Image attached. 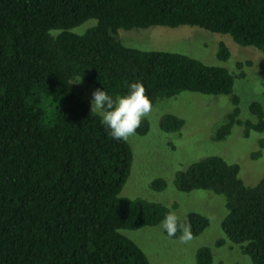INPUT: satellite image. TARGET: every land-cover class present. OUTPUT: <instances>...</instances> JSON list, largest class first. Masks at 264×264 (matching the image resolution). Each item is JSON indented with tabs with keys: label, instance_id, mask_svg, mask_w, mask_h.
<instances>
[{
	"label": "trees",
	"instance_id": "obj_1",
	"mask_svg": "<svg viewBox=\"0 0 264 264\" xmlns=\"http://www.w3.org/2000/svg\"><path fill=\"white\" fill-rule=\"evenodd\" d=\"M84 21L82 32L70 31ZM150 26L227 34L264 56V0H0V264H149L120 230L153 226L169 210L118 195L130 148L72 92L71 79L91 84V97L96 89L113 98L126 95L131 83L141 82L152 104L181 91L238 101L234 76L224 67L178 52L127 47L115 37L117 29ZM216 57H228L221 43ZM247 108L255 122L236 118L234 108L214 139H223L232 124L245 133L264 131L259 103ZM181 125L172 114L158 121L165 132ZM147 128L144 119L136 133ZM237 171L236 164L209 155L176 171L172 182L181 192L220 195L221 231L252 264H264V175L248 186ZM164 187L162 178L150 181L154 191ZM185 217L192 236L207 226L204 215ZM210 263L209 248H198L195 264Z\"/></svg>",
	"mask_w": 264,
	"mask_h": 264
},
{
	"label": "rangeland",
	"instance_id": "obj_2",
	"mask_svg": "<svg viewBox=\"0 0 264 264\" xmlns=\"http://www.w3.org/2000/svg\"><path fill=\"white\" fill-rule=\"evenodd\" d=\"M85 22L70 31L82 32ZM115 37L127 47L178 52L203 64L222 66L234 76L232 93L238 98L234 105L229 95L181 91L157 99L152 114L145 118L147 131L136 133L126 141L131 161L118 195L159 202L169 211H175L182 221L188 212L204 215L207 226L202 232L192 236L188 243L179 241L181 233L168 237L161 228V221L153 226L122 229L120 232L141 249L149 264H195V252L204 246L211 253L210 264H252L220 229L219 223L225 214L222 197L203 189L181 192L173 186L172 179L176 171L209 155L236 164L237 175L244 185L252 186L264 175V131L248 130L245 133L243 126L232 124L223 139H214L216 128L234 108L238 110L236 118L255 122V115L247 107L256 101L264 118V56L252 46L236 44L227 34L193 26L117 29ZM219 43L228 50V57L223 61L216 57ZM237 62L242 63L240 69ZM241 71L243 76L239 77ZM78 80L77 77L71 79V90L91 107L93 86ZM164 114L182 120L178 131L159 129L158 121ZM154 178L164 180V189L154 191L150 188V181ZM218 240L222 242L217 244Z\"/></svg>",
	"mask_w": 264,
	"mask_h": 264
},
{
	"label": "clouds",
	"instance_id": "obj_3",
	"mask_svg": "<svg viewBox=\"0 0 264 264\" xmlns=\"http://www.w3.org/2000/svg\"><path fill=\"white\" fill-rule=\"evenodd\" d=\"M128 87L126 95L115 98L104 90L96 89L92 92L90 101V112L98 113L108 134L120 141H127L135 136L142 121L153 112L152 101L146 95L143 84L133 82ZM161 228L170 238L176 237L177 232H180L178 239L181 243H188L193 238L190 222L186 217L182 221L175 211L166 213L161 221Z\"/></svg>",
	"mask_w": 264,
	"mask_h": 264
}]
</instances>
